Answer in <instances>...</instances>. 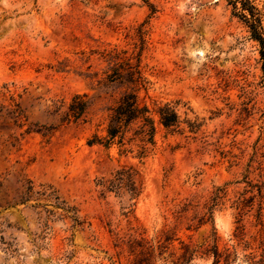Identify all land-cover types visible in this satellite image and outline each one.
<instances>
[{"label":"rangeland","instance_id":"1","mask_svg":"<svg viewBox=\"0 0 264 264\" xmlns=\"http://www.w3.org/2000/svg\"><path fill=\"white\" fill-rule=\"evenodd\" d=\"M260 50L228 0H0V264H129L130 243L166 231L175 249L215 243L217 264H264ZM126 72L133 86L114 81ZM125 92L155 127L143 154L142 120L122 147L104 145ZM76 95L85 112L62 122ZM166 105L171 128L157 114ZM121 165L143 182L127 216L130 202L95 186ZM30 186L83 226L27 199Z\"/></svg>","mask_w":264,"mask_h":264},{"label":"trees","instance_id":"2","mask_svg":"<svg viewBox=\"0 0 264 264\" xmlns=\"http://www.w3.org/2000/svg\"><path fill=\"white\" fill-rule=\"evenodd\" d=\"M229 4L233 6L235 15L246 24L250 30V36L261 47L260 54L264 59V33L262 28V18L264 17L262 10L258 7L257 0H228ZM127 73V74H126ZM125 74H118L114 81L127 82L133 86L136 80L132 74L126 72ZM88 105V101L84 99V96L76 95L72 98V102L69 104L66 114L62 119V122L72 123L80 119L85 112ZM148 113L147 108L140 107L137 103V97L133 92H125L117 106L112 110L111 117L108 121L106 129V137L104 145L109 147L117 140L120 147L123 146V137L125 130L128 126L136 121L142 120V129L140 130L141 142V154L147 149L146 145L153 144V135L155 127L150 118L146 117ZM157 114L160 118V123L164 128H171L178 122V116L176 110L169 105L159 109ZM122 151H125L124 149ZM97 192L100 198L106 199L109 195L113 194L115 197L122 198L127 202H130L129 210L126 216L132 213L131 207H133L142 195L143 182L141 178V172L132 165H121L115 172L110 173L106 178L102 177L97 180L95 184ZM41 189H46L45 186H41ZM29 195L27 199L37 197V200H44L52 203L54 209H59L63 214L60 216L71 219L74 223L71 225V229L83 226L84 222L80 221L77 217V210L66 205L64 200L55 195H46L45 191H35L33 186L27 191ZM44 197V198H42ZM26 200H23L25 202ZM36 207L46 208L43 205ZM49 214H55L54 211H46ZM69 214V216H67ZM71 215V216H70ZM142 241V240H141ZM177 241L175 235L169 231L161 232L157 235L154 242H133L128 245V252L133 256L132 261L129 264H191L197 257L213 258V264L219 263L221 254L218 252L217 245H193L179 241V247L174 248L173 244ZM116 247L121 246L122 241L116 235Z\"/></svg>","mask_w":264,"mask_h":264}]
</instances>
